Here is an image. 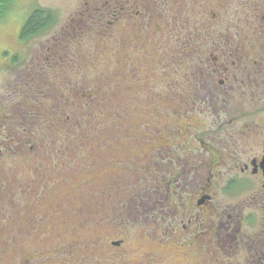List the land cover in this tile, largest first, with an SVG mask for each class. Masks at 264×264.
Returning <instances> with one entry per match:
<instances>
[{
  "label": "flooded vegetation",
  "instance_id": "flooded-vegetation-1",
  "mask_svg": "<svg viewBox=\"0 0 264 264\" xmlns=\"http://www.w3.org/2000/svg\"><path fill=\"white\" fill-rule=\"evenodd\" d=\"M188 1H183L175 8H165L161 0H127L120 7L132 16V23L129 26L131 30L135 31L138 24L145 33L153 28L156 29L153 45L149 48L157 46L160 56L157 64L161 72L159 71L156 76L149 75L154 78L153 82L157 86L159 80L164 86L162 93L155 95L157 98H162V102L157 106L146 93V89H143L148 83L146 73L143 87L139 92L150 99L151 104L147 103V105L148 108L152 105V108L134 109L133 115L140 112L138 115L144 116L142 121L144 124L153 122L160 124L165 119L167 111L163 101L169 100L174 95L167 93V87L163 83L174 78V68L168 65L169 57L161 53V49L168 51L172 46V41L165 38V34L177 27L178 32L188 33L187 38L180 36L181 56L199 57L193 68L184 67L190 69L187 76L183 73L188 80L180 77L178 83L180 86L188 82L185 91L190 92L192 105H197L196 102L201 101L211 104L210 96L211 101L213 98L214 101L219 100L215 98L217 92L220 97L238 99L242 94V87L239 86L237 77L236 70H238L251 84L259 80V122H246L247 113L236 109L202 108L191 111V114L179 113L176 111L178 109L173 110L169 116L181 120L184 118L188 121L187 124L180 125L176 120L174 125L176 130L167 131L162 136L160 130L163 127L160 126L157 131L150 130L153 135L156 133L158 135L159 140L156 145L141 140L132 148L136 152L132 149L127 150V155L131 159L130 162L127 160L129 171L137 173L147 171L149 181H154L155 178L160 180L157 186L148 185L143 190L146 205H135V208L129 207V209L126 208L127 205H122V211L119 213L116 209L118 206L102 204L98 194L86 190L85 186L89 189L88 181L84 177L76 187L69 183L75 191L73 190V195L67 192L62 194L61 200L56 203L57 210L52 211V222L60 229L79 227L86 230L89 224H97L100 229L103 222L101 218L106 217L104 221L110 225H103L102 228L108 229V234L97 237L93 251L96 255L101 254L103 259L106 258L108 251L115 264L121 263L124 255L128 257L131 255L128 253L126 241L131 242L136 237L138 239L147 237V250H140L136 256L129 258L132 264H169L171 261H174L172 264H264V0H259L257 10L259 16L257 48L261 47V50L259 60L253 56V62L257 66L254 77H252L253 72L243 73L249 69L247 65H245L247 70L246 67H236L231 73L227 72L229 68L233 69L234 62L242 60L244 63V60L250 56L252 47L247 43L249 39L240 25L246 26L247 20L238 18V23L232 25V28L237 30L234 33L225 30L221 33L228 34L221 38L215 34L216 29H214L220 21L211 24L209 16L221 11L220 1L211 7H207L205 2L195 4L194 0ZM155 4L159 7L154 8ZM169 4L175 5L167 3ZM198 6L199 15H205L204 20L208 23L201 24L197 18H192L189 24L184 26L181 18L186 14L182 12L186 11L188 16L192 13L194 15ZM152 10L153 13L147 14ZM163 11L167 12L163 13ZM172 13L178 14L174 26H170L164 20L166 14ZM169 19L172 20L173 17ZM116 24L111 25L110 29L119 27ZM229 27L231 28V24ZM156 32L157 37H155ZM134 37H130L127 33L122 46L128 44L129 49L137 48L138 45L148 47L149 36L143 43H139ZM208 44L214 46L213 53L207 49ZM201 55L208 60L200 63ZM65 57L64 62L67 64L71 62V54L66 52ZM15 64L18 65L14 60L9 62L11 68H14ZM137 68L139 66L132 67V69ZM143 69L147 67L143 66ZM230 82L231 85L226 88ZM166 85L170 86V83ZM181 88L184 89L183 85ZM149 92H152V88ZM111 95L114 96L113 93ZM119 97L117 95L112 100ZM14 105L18 107L14 110L15 114H9L7 106L0 107V157H4L0 164L7 163L8 158L24 157L25 153L29 152L35 154L31 158V165L35 166L39 162L45 167L38 166L34 169L35 171L30 173V178L26 177L23 185L11 189L12 195L10 191L0 189V264H24L27 256L30 255L29 263L37 253L34 248L24 249V245H28L24 237L27 230L25 225L27 226L29 222L34 223L35 220L24 214V219L20 221L17 217L20 207L19 204H15L16 199L13 196L25 197L28 194L27 187L31 186V191H35V197L26 201V214H30L29 209L35 206L36 201L43 200L44 191L46 188L52 189L53 182H65L60 178L69 182L71 174L74 171L78 173L81 169L79 165L71 167L76 153L88 147L98 152L113 148L109 141L59 140L58 143L51 141V150L46 153L49 154L48 156L42 155L39 146L27 145L29 142L25 140V136L8 132V123L11 121L16 128L20 125L25 127L30 122L29 119L23 118V111L31 109L18 102ZM182 111L186 112L187 109ZM194 112L196 114H193ZM227 113L231 119L219 123L218 130L210 134L213 138L208 136L204 139L192 133L191 128L195 126L191 123L193 116H217V121H221V115L226 116ZM34 114L31 113L29 116ZM10 136H13L14 140L9 141ZM140 143L145 144L142 150L139 149ZM147 163L157 170L150 166L145 170L142 164L147 166ZM91 167H95V163ZM109 178L108 173L101 174L100 179L105 181L102 190L107 189L106 181ZM63 185L66 189H72L67 182ZM89 192H91L90 196H88ZM74 199H78L80 203L74 205ZM2 204L4 210L1 209ZM69 210L73 214L69 213ZM126 211L128 220L125 218ZM117 226L119 231L109 233ZM130 230H134V233ZM140 242L146 245L144 240ZM68 243L69 240L65 239L64 243L59 244L57 251L52 247L50 252L63 256L68 264H78L81 245L78 241L73 245L74 251H69ZM7 256L14 262H6ZM166 258L170 259L165 261ZM82 264H86L84 256Z\"/></svg>",
  "mask_w": 264,
  "mask_h": 264
},
{
  "label": "rangeland",
  "instance_id": "rangeland-1",
  "mask_svg": "<svg viewBox=\"0 0 264 264\" xmlns=\"http://www.w3.org/2000/svg\"><path fill=\"white\" fill-rule=\"evenodd\" d=\"M110 1L11 0L5 15L0 18V107L7 106L9 114H15L14 110L18 109V107L14 104L18 102L37 114L27 116L30 122L25 127L20 125V127L16 128L13 125V121L9 122L8 132H15L25 136V140L29 142L28 146H39L40 153L47 156L49 154L46 153L51 150V141L56 143L59 140L82 141L80 138L83 135V129L81 128L83 126H89L87 129L88 137L93 139L90 142L109 141L113 147L105 149L103 152H98L96 149L88 147L76 153V158L72 160L73 164L71 167L79 165L81 169H79L78 173L74 171L71 174L69 182L60 178L67 182L72 189H66V186L63 185L65 182H53L51 184L53 185L52 189L46 188V191H44L43 200L40 202L36 201L35 206L29 209L30 214H26V201L33 196L35 197V191H31V186L27 187L28 194L25 197L13 196L16 199L15 204H19L20 207L17 215L20 221L24 219V214L28 215V218L35 220L33 221L34 223H27V226L23 223L27 229L24 237L28 243V245H24V249L30 250L34 248L37 251L29 263L30 255H28L24 264H68L63 256L51 254L52 252H50L52 247L57 251L59 244L64 243L65 239L69 240V251H74L75 247L73 245L79 241L78 244L81 247L79 249L78 264H82L83 256L86 264H115L108 251H106V258L104 259L101 254L96 255L93 251L97 237L108 234V229L102 228L103 225H110L104 221L106 217L101 218L103 222L100 229H98L99 226L97 224H89L86 230H82L79 227H75V229H60V227L54 226L52 222V211L57 210L56 203L61 200L62 194L67 192L73 195V190L75 191L73 187L81 183L84 177L88 181L89 189L85 186L86 190H91L92 193L98 194L102 204L118 206L116 209L119 213L122 211V205H127V209L129 207L135 208V205H146L143 190L148 185L157 186L160 180L155 178L154 181H149L147 171L142 173L129 171L128 162L131 159L127 155V150L130 151L137 141L141 140H146L156 145L157 140H159L158 135L157 133L153 135L150 130L157 131L163 127L160 130L162 136L167 131L176 130L174 128L176 120L180 125L187 124L188 121L184 118L181 120L169 116V113L173 110L178 109L176 111L179 113L191 114V111L202 108L212 110L213 107L216 110L236 109L247 113L246 122H259V80L257 82L253 81L251 84L238 70H236L238 82L239 86L242 87V94L238 99L226 98L228 96L220 97L217 92L215 98H219L220 101L217 99L214 101V98L211 101L210 96L211 104L201 101L200 103L196 102L197 105H192L190 92L185 91L188 82L180 85L181 87L183 85L184 89L178 86V83L180 77L183 80H188L185 76L188 75L190 69H184V67L193 68L194 64H197L199 57L181 56L179 48L180 36L187 38L188 33L178 32L179 28L176 27L173 28V31L165 34V38L172 41V46L168 51L164 48L161 49V53L169 57L168 65L174 68V78L168 79L163 83L167 87V93L174 96L169 100L164 99L163 104L167 112L165 119L160 124L156 122L152 124L142 123L144 116H139L140 112L133 115V111L134 109L148 110L152 108V105H149V108L147 105V103L151 104L150 99L139 92V89L143 87L146 73L148 74V83L143 89H146V93L155 105L158 106L162 102V98H157L155 95L162 93L164 86L161 85L160 80L157 86L153 82L154 78L149 75L153 74L156 76L159 73V65L157 64L159 61L157 60L160 56L157 46L149 48L151 46L150 41L147 42L148 47L138 45L137 48L129 49L128 44L122 46L127 33L132 37L133 30L130 29V24L128 26H119L114 30L110 29ZM161 1L164 2L163 6L165 8H175L183 1L189 2L188 0ZM194 1L195 4L196 2L198 4L205 2L207 7H211L220 1L221 11L209 16L211 24L214 21H220L214 29H216L215 34L221 38L228 34L221 32L229 30L234 33L237 30L232 28V25L238 23V18L247 20L246 26L244 24L240 25L249 39L247 43L252 47L250 56L244 60V63L242 60L234 62L233 69L229 68L227 72L231 73L236 67H246L245 65H247L249 69L247 70L246 67L245 70L247 71H243V73L253 72L252 77H254L257 72V66L253 62V56H256L259 60V51L261 50V47L257 48L259 46V16H257L259 0ZM95 2H97V5H95ZM167 3H174L175 5H167ZM155 7H159V5L155 4ZM36 8L52 11L56 19L47 29L23 41L20 39L21 29L28 16ZM199 12V6L194 15L192 13V15L188 16L186 11L182 12L186 15L182 16L181 23L186 26L192 18H197L201 24L208 23L204 20L205 15H199ZM150 13H153V10L147 14ZM177 15V13L166 14L164 20L170 26H174L178 19ZM171 17H173L172 20H167V18ZM187 19L188 21H186ZM230 24L231 28L229 27ZM211 34L213 33L211 32ZM58 43L64 44L63 48L66 52L71 54V57L73 56L75 60H80V62L74 63V61H71L68 64L63 62L61 65L62 73L53 81H45V77L42 79L39 76V65L42 60L48 57L50 61L54 52L53 46ZM207 49L210 53L215 50L214 46L210 44L207 45ZM12 60L18 64H15L14 68L9 65ZM200 60L201 63L208 60V58L201 55ZM133 66H139V68L132 69ZM143 66L147 67V69H143ZM65 69L66 71H64ZM169 73L171 72L169 71ZM183 73H185V76ZM166 83H170V86L166 85ZM42 84H47L48 87L42 89L40 88ZM230 85L231 82L227 84L226 88ZM151 88L152 92H149ZM72 90H75V95L78 97L77 102H82V105L85 102L88 107L86 105L81 107L82 105L75 103L73 105L70 104L67 96ZM112 90L120 97L112 100V102H107L101 95L103 93L109 94ZM89 93H93L95 96L93 101H90L92 98L90 100L87 98ZM95 99L100 102L97 107L92 105ZM31 103L33 104L31 105ZM91 108L92 110H89ZM186 109L188 112L182 111ZM86 114L87 119L82 118ZM193 114L196 113L194 112ZM122 115L125 117H122ZM228 115L229 113L226 116L222 114L220 117L221 121H217V116H193L191 123L195 124L194 127L196 129L192 127L191 131L193 134L206 139L212 131L218 130L220 122H228L231 119ZM89 119L91 120L87 121ZM70 123H77V129H71ZM98 126L100 127L98 128ZM210 138H213V136H210ZM8 140L12 141L14 137L10 136ZM144 147L145 144H139L140 150ZM132 151L136 152L133 149ZM34 155V153L30 154L27 152L24 157H17V159L8 158L6 159L7 163L0 164V175L6 173L0 176V189H5L11 193L13 187L23 185L26 177L30 178V173H33L34 169L38 166H41V168L45 167L39 162L35 166L31 165V158ZM2 160H4V157H0V161ZM94 163L95 167H91ZM142 166L146 170L150 164L147 163V166L142 164ZM150 167L154 168V166ZM154 170L157 169L154 168ZM104 173H108L110 178L106 181L107 189L104 188L102 190L105 181L100 179V176ZM70 182L73 187L69 184ZM48 183L50 184V180ZM91 192L88 193V196H90ZM157 197L154 198L156 199ZM79 203L78 199L73 200L74 205ZM1 209L4 210L3 204ZM69 213L73 214L71 210H69ZM125 218L128 220L127 211ZM118 228L119 226L109 233L119 231L117 230ZM132 233H134V230ZM141 240H144L146 245H143L140 242ZM147 241V237H141L140 239L136 237L131 242L126 241L128 253L131 255L129 257L124 255V259L119 264H132L129 258L136 256L140 250H147ZM6 258V262H14L9 256ZM169 259L166 258L165 261ZM173 262L171 261L169 264Z\"/></svg>",
  "mask_w": 264,
  "mask_h": 264
},
{
  "label": "trees",
  "instance_id": "trees-1",
  "mask_svg": "<svg viewBox=\"0 0 264 264\" xmlns=\"http://www.w3.org/2000/svg\"><path fill=\"white\" fill-rule=\"evenodd\" d=\"M125 1H127V0H111L110 1V5H111V10H110L111 20H110V22L111 23H109V26L115 25L117 22H119V24L118 23L116 24L118 26H128L129 24L132 23V16L130 14H128V11L127 10H121V8H120ZM10 2H11V0H0V18H2L5 15L6 10L10 5ZM95 3H96L95 5H97V2H95ZM93 9L96 10L95 7H93ZM165 12H167V11H163V13H165ZM55 19H56V16L53 15L52 11L47 10V9L36 8L28 16V18L24 22L23 27H22L21 32H20V39L24 41V40H27L28 38H30L31 36H34V35H37L38 33H41L42 31L47 29L48 26L52 25L53 22L55 21ZM167 20H171V19L167 18ZM155 30L156 29L153 28L152 30H149L147 33H145V31L141 30V27L138 24L137 29L135 31H133L132 36L133 37L135 36L134 38L139 43H143L145 41V39H147V37L149 36V39L151 41V45H153V43H152L153 38H154L153 34H154ZM157 35L158 34L156 32L155 37H157ZM126 38H127V36H126ZM63 47H64V44H61V43H58L57 45L53 46L54 52L52 53L50 61L48 59L49 57L46 58L45 60L41 61V64L39 65L40 66V69H39L40 78L44 79V77H45V81H50V80L53 81V80H55V78H57V76L60 73H62L61 65L64 61H66V57H65L66 56V52H65L66 50ZM77 59H79V58L77 57ZM71 61H74V63L80 62V60H75L73 56L71 57ZM64 71H66V69ZM47 87H48L47 84H42L40 86V88H42V89H46ZM74 91L75 90L71 91V93L67 96V99L69 100L71 105H73V103H75V104H79L81 106L82 102H77L78 97L75 95ZM112 93L114 96L111 95ZM115 93L116 92H113V90H112L111 93H109V94L103 93L101 96H103V98L107 102H112V99L114 97H117V93L116 94ZM88 95H89V97H87V98L89 100H90V98H92V100H90V101H93L95 98L93 93H89ZM44 99H46V98H44ZM99 103L100 102L95 99V101L93 102L92 105L97 107ZM85 105L88 107V104H86L85 102L83 103V105L81 107H85ZM89 110H92V108ZM30 112L35 113L32 110L23 111V118L25 120H27V116H29V114H31ZM34 115H37V114L35 113ZM42 116L44 117V115H42ZM82 118L87 119V114L84 115ZM91 119H89L87 121H90ZM69 125H70L71 129H77V123H70ZM80 126H81V124H80ZM88 127L89 126L81 127L83 129V135L80 138L82 141L90 142L93 140L92 137L91 138L88 137V133H87ZM99 127L100 126H98V128Z\"/></svg>",
  "mask_w": 264,
  "mask_h": 264
}]
</instances>
